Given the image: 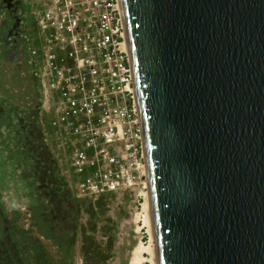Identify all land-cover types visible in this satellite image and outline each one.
Listing matches in <instances>:
<instances>
[{
	"label": "water",
	"instance_id": "water-1",
	"mask_svg": "<svg viewBox=\"0 0 264 264\" xmlns=\"http://www.w3.org/2000/svg\"><path fill=\"white\" fill-rule=\"evenodd\" d=\"M158 264H264V0H119Z\"/></svg>",
	"mask_w": 264,
	"mask_h": 264
},
{
	"label": "built area",
	"instance_id": "built-area-1",
	"mask_svg": "<svg viewBox=\"0 0 264 264\" xmlns=\"http://www.w3.org/2000/svg\"><path fill=\"white\" fill-rule=\"evenodd\" d=\"M43 142L68 157L77 196L147 188L142 125L119 0H44Z\"/></svg>",
	"mask_w": 264,
	"mask_h": 264
},
{
	"label": "trees",
	"instance_id": "trees-1",
	"mask_svg": "<svg viewBox=\"0 0 264 264\" xmlns=\"http://www.w3.org/2000/svg\"><path fill=\"white\" fill-rule=\"evenodd\" d=\"M42 123L36 112L0 103V264H55L41 237L30 233L7 214L2 191L10 182L27 188L34 200L32 212L42 217L57 249L67 254L74 245L79 200L43 142ZM103 201L99 197L94 204L100 206ZM47 209L51 212L47 213ZM92 255L89 250L84 254L85 264H105L102 255Z\"/></svg>",
	"mask_w": 264,
	"mask_h": 264
},
{
	"label": "rangeland",
	"instance_id": "rangeland-1",
	"mask_svg": "<svg viewBox=\"0 0 264 264\" xmlns=\"http://www.w3.org/2000/svg\"><path fill=\"white\" fill-rule=\"evenodd\" d=\"M25 1L28 8L37 14L44 0ZM40 69L43 81H46V77L43 76V60L40 62ZM1 93L6 94L4 88L0 86ZM57 105L58 101L50 95L42 113L48 117H55L54 109ZM52 147L53 145L51 146L53 151ZM55 158L59 163L61 174L80 204V215L75 228L77 234L71 252L65 254L52 243L42 217H37L32 212L33 198H30L27 188L25 189L20 183L10 182L2 191L4 206L9 217L17 224L23 225L33 235L41 237V243L55 264H85L84 254L88 250L93 254L92 256L102 255L105 264H129L135 247L139 242H147L149 237L146 227L142 225L149 189L137 188L103 193L96 199L84 195L77 196L78 183L71 174L69 158L60 153L55 154ZM99 197L104 199L103 205L100 206L94 204ZM46 212L50 213L51 209H47Z\"/></svg>",
	"mask_w": 264,
	"mask_h": 264
},
{
	"label": "flooded vegetation",
	"instance_id": "flooded-vegetation-1",
	"mask_svg": "<svg viewBox=\"0 0 264 264\" xmlns=\"http://www.w3.org/2000/svg\"><path fill=\"white\" fill-rule=\"evenodd\" d=\"M37 15L25 0H0V86L6 93L0 94V103L36 112L41 123L46 116L40 62L48 42ZM51 153L55 158L57 153Z\"/></svg>",
	"mask_w": 264,
	"mask_h": 264
},
{
	"label": "bare ground",
	"instance_id": "bare-ground-1",
	"mask_svg": "<svg viewBox=\"0 0 264 264\" xmlns=\"http://www.w3.org/2000/svg\"><path fill=\"white\" fill-rule=\"evenodd\" d=\"M147 188L149 189L148 183ZM142 216V225L146 227L149 237L147 242H139L133 251V257L129 264H158V255L154 231L151 198L147 193V203Z\"/></svg>",
	"mask_w": 264,
	"mask_h": 264
}]
</instances>
